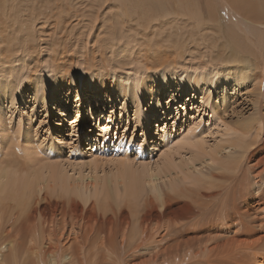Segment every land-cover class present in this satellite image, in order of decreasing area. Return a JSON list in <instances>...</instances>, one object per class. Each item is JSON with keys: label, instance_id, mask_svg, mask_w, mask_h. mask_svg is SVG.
<instances>
[{"label": "bare ground", "instance_id": "obj_1", "mask_svg": "<svg viewBox=\"0 0 264 264\" xmlns=\"http://www.w3.org/2000/svg\"><path fill=\"white\" fill-rule=\"evenodd\" d=\"M31 1L33 6L27 7L24 0H0V67L10 65L21 49L23 59L37 60L33 23L43 16L41 9L51 5L55 10L45 19L53 15L62 25L57 26L59 49H52L54 75L41 79L33 74L20 87L8 67L0 80V102L15 103L23 96L40 97L45 103L69 94L110 105L119 99L134 101L141 94L160 110L165 95L175 100L174 88L205 98L216 84L224 92L252 87L255 110L235 123L227 144L186 139L154 166L92 158L86 165L70 163L69 173L55 166L58 162L46 167L26 166L18 158L0 163V264H264V0H218L208 24L197 0H105L117 4V14L108 19L103 34L106 40L96 31V44L81 54L66 46L69 38L62 33L68 34L73 19L83 13L75 7L71 12L69 0ZM223 3L230 34L221 17ZM103 7L94 10L95 23ZM63 12L70 19L62 18ZM124 29L141 38L131 49L114 51L128 58L143 54L144 76L134 91L108 67L105 49L97 54ZM159 32L169 46L155 41ZM17 33L26 40L12 37ZM177 43L183 52L202 43L200 50L208 52L204 54L211 62L225 67L214 74L208 70L182 77L169 70L182 57L175 50ZM182 148L189 154L177 162L174 155ZM199 160L201 166L214 164L213 172L205 175L195 168ZM100 163L108 165V171L103 168L98 174L104 166L99 169ZM85 168L90 170L88 179Z\"/></svg>", "mask_w": 264, "mask_h": 264}, {"label": "rangeland", "instance_id": "obj_2", "mask_svg": "<svg viewBox=\"0 0 264 264\" xmlns=\"http://www.w3.org/2000/svg\"><path fill=\"white\" fill-rule=\"evenodd\" d=\"M24 1L28 2L26 4L27 7L33 4L31 0ZM93 1L69 0L67 5L71 12L76 9V12H82L84 15H78V20L71 18V22L73 19V25L69 26L70 32L68 34L67 32L62 33L69 38L66 41V46L75 50V52H80L79 54L85 53V50L91 49L96 44L93 37L96 31L101 33L104 41L106 40L103 34H106L109 25L108 19L114 18L117 14L116 9H114L117 6L116 3L109 4L105 0ZM197 1H200L201 7L198 10L204 12V21L208 24L215 15V11L212 12V10H215L218 6V0ZM224 3L221 4L224 8L220 11L223 24L225 23V30L229 33L230 27L227 22L230 20V16L227 9H225ZM92 6L95 7L92 9ZM100 6L104 7L103 10L100 9L99 14L101 16L95 23L94 19L91 20V18H93L94 10ZM39 9L38 6L37 10ZM166 9L172 13L174 12L171 9ZM51 10H55L53 6L46 5L45 8L41 9L43 12L41 14L44 17L42 16L38 21L36 20L38 23L36 21L33 23V27L37 29L35 37V40L37 39L35 42L38 54L37 60L31 62L28 59H23L24 54L21 49L20 52L14 54L10 65L4 64V66L6 65L5 67H0V80H3L8 67L12 69L11 74L14 76L11 78L15 79L17 83L20 82V87L28 84V77L35 75L41 79H47L54 75L51 59V56H53L52 49H59V44L56 43V40L59 37L62 25L59 22L57 23V18H53V15L52 18L45 19V16L51 13ZM157 15V17L161 16ZM173 16L170 17L173 18ZM61 17H66L65 12L62 13ZM170 17H168V21ZM66 18L70 19L69 17ZM180 18L183 20L184 17ZM158 21L156 22L158 23ZM182 22L184 24L186 21ZM91 23V26L94 24L96 27L89 28ZM134 24H136V21ZM172 27L175 26L173 25ZM92 29L96 30L93 31ZM123 31L125 34L122 33L120 34L121 36L119 35L118 38H115L116 40L112 42L113 44L105 42L108 46L103 44L102 51H97V54L100 55L105 49L104 53L105 55L107 54L108 67L126 80L128 87L134 91L140 83V79L144 76L143 54L140 53L139 57L131 55L128 58L122 52L115 54L114 51L120 50L125 46L131 49L132 45L134 47L137 41L141 42V38L135 36L130 29H124ZM171 33L173 36V32ZM160 34L161 32L156 35L155 41L164 46L167 44L169 46L171 44L169 43L170 41L166 40L167 37L165 35L160 36ZM14 36L17 39L26 40V35L23 33L12 35V37ZM119 38L122 41H119ZM21 45L23 46L24 43ZM110 45H114L115 48L113 47V49ZM200 48H202V43L197 46L192 44L188 51L183 52L184 50L182 51V47L177 43L175 50L179 54L182 53V57L178 59L175 68L169 70L184 77L186 75L204 74L208 70V74L211 71L214 74L225 67L220 61L211 62L210 57L204 54L208 52L203 49L201 51ZM80 57L81 55H79V60H81ZM36 70H38L37 73L35 72ZM208 90L209 92L203 98L202 95L195 97L193 92L181 93L174 88L173 95H175V100L171 101L170 98H167L169 95H165L164 104L160 110L154 108L152 103L148 99H144L141 94L136 97L134 95L136 98L134 101L131 99L125 103V101L119 99V101H114L110 105L108 103L104 105H99V103L92 104L85 95L82 96L83 100L81 99L80 101L73 95L69 97V94L67 96L61 95V98L52 102L47 100L45 103L41 101L40 97L38 99H29V97L28 99H23V96H17L15 103L14 101L11 102V99H8V101L2 100L0 102V163L18 158L26 166L46 167L50 162H58L59 164L57 163L58 165L55 166L59 167L61 165L69 173H73L72 168L69 166L70 163L83 162L86 165L93 160L92 158L105 159L107 161L118 159L134 165L154 166L157 161L161 160L163 153L167 151L172 153L179 147L178 143H182L186 139H205L208 145L227 144L234 137L233 126L235 123L242 117H247L254 112L256 98L252 93V87H249V90L243 87L235 92L228 89L226 90L227 92H224L221 87L215 84ZM65 97L66 99H64ZM58 109H62L63 113H60ZM39 146L41 147L39 148ZM50 146L54 147L53 152H49L48 148ZM181 150L180 154L177 152L174 155L177 162L189 154V151L183 148ZM14 151L15 153H13ZM34 156L39 160H35ZM44 159L45 161L43 162L42 160ZM28 160H30L29 163L27 162ZM104 163L108 162L104 161ZM201 163L199 160L194 167L204 172L205 175L213 172L211 167H214V164L210 166L205 163V165L201 166ZM103 165V163H100L98 168L100 169ZM194 167L193 170L195 169ZM103 168L108 171L109 166L104 165L98 174L102 173ZM188 168L190 167L188 166ZM89 172V168L84 169L85 179L89 178L87 177L90 175ZM186 186L191 188L189 187L190 184Z\"/></svg>", "mask_w": 264, "mask_h": 264}]
</instances>
